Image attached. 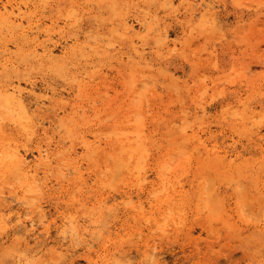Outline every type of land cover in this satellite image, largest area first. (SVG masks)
Wrapping results in <instances>:
<instances>
[{
  "label": "rangeland",
  "instance_id": "1",
  "mask_svg": "<svg viewBox=\"0 0 264 264\" xmlns=\"http://www.w3.org/2000/svg\"><path fill=\"white\" fill-rule=\"evenodd\" d=\"M42 1L45 7L40 0H0V6L25 9L23 15L34 22L32 31L23 22L29 39L39 26L41 34L23 43L24 51L39 48L45 31L58 57L62 47L73 49L66 70L75 82L20 62L13 39H5L14 67L9 79L30 80L45 98L53 90L65 110L55 115L58 107L44 102L33 112L32 134L4 128L12 145L26 152L30 174L38 173L43 188L37 198L46 217L40 225L34 214L36 225L30 227L21 181H0L7 183L0 185V210L6 213L0 216V264H40L49 258L58 264H264V0H204L208 9L199 8L200 0L192 8L182 0H172L171 7L163 0ZM136 17H146L153 31L145 32ZM122 18L134 26L132 40L126 38L131 43L116 28ZM4 57L0 50V60ZM132 70L139 72L142 91L126 82ZM243 110L257 113L244 126L237 116ZM130 122H142L147 138L146 151L141 149L148 157L141 154L127 165L113 133L129 130ZM183 127L190 138L185 142ZM47 146L56 159L44 168L36 150ZM225 152L238 157L228 158L225 169L214 166V154ZM140 160L143 168L135 176ZM203 192L216 193L217 217L211 210L217 202L206 207ZM62 215L78 221L79 236L58 232ZM52 248H57L54 258Z\"/></svg>",
  "mask_w": 264,
  "mask_h": 264
},
{
  "label": "bare ground",
  "instance_id": "2",
  "mask_svg": "<svg viewBox=\"0 0 264 264\" xmlns=\"http://www.w3.org/2000/svg\"><path fill=\"white\" fill-rule=\"evenodd\" d=\"M41 1V4H42V6L41 7H43V4L44 3H42L43 1L42 0H40ZM49 1V0H48ZM86 1V0H85ZM185 4H187V6L189 7V8H192V7H194V6H192V4L194 3L193 1L194 0H182ZM201 2H198V6H199V8H201L202 6H204L205 8H209V4H206L205 3V1L204 0H200ZM50 2V1H49ZM68 2V1H67ZM88 2V1H87ZM103 2V1H102ZM111 2V1H110ZM24 3V2H23ZM26 3V2H25ZM27 3H28V1H27ZM27 3H26V5H27ZM30 3V2H29ZM40 3V2H39ZM38 3V4H39ZM86 3V2H85ZM161 3H162V1H161ZM181 3V2H180ZM101 4V3H100ZM163 4L164 5H166L167 7L168 6H172V0H163ZM25 5V6H26ZM45 5L46 4H44V7H45ZM52 5V4H51ZM30 6V5H29ZM28 6V7H29ZM106 6H109V5H106ZM111 6L112 7H114V5H112L111 4ZM31 7H33L32 5H31ZM36 7H37V5H36ZM38 8V7H37ZM34 9H36V8H34ZM22 9L19 7V8H14V7H12V5L10 6V10H7V6L6 5H2V6H0V50H1V55H2V57L3 56H5L3 59H1L0 60V181H4V182H6V180H8V182H9V180L11 179V178H13V179H15L16 181L18 180V181H21V187H23V189L25 188V190H24V193H23V196L21 197L22 198V200H23V202H25L26 203V206L28 207V205H29V207L31 208V210L29 211L28 209V211H29V213H26L25 215L26 216H28V223L30 224V227H32L33 226V224H35L36 223V220L34 219V214L35 215H39V217H37V219L39 218V220H38V222L37 223H39L40 225L41 224H43V221H44V218L46 217V215L43 213V210L40 208V204L38 203V196H39V192H40V190L43 188V187H40L38 184H40V183H38L37 182V180L38 179H36L35 177H36V175L38 174H30V167L27 165V163H26V160H27V155H26V152H24V153H21V151L19 150V148H18V146L17 145H12L13 143H14V141H12L11 139H9L8 137H7V135L5 134V130H4V128H5V126H10V125H12V126H14L17 130H19V131H21L22 133H29L28 131L32 128V126H33V119H34V115H33V112L34 111H39V110H41L42 108H44L45 107V103L44 102H47L48 103V108L50 107V108H52V105H54L55 104V106L56 107H58L57 109H58V111L57 110H55L54 108H53V111L55 110V115L56 114H58V113H56V112H59V110L60 111H64L65 110V107H63L62 105L64 104V103H62L63 101L61 100V95H60V97H59V95H57L58 93H56V92H54L53 90H51V93H50V95H51V97L50 98H45V96L46 95H44V96H40V95H37L36 94V88H35V86L33 85V83H31V82H29L28 80H23V82H20L19 80H17V81H12L11 79H9L10 77H9V70H10V68H14L13 66H12V61H11V59H10V56H9V54H8V52H9V46L7 47V45L8 44H6L5 43V39L8 37V36H11L10 37V39H13V48H14V50H18V52H16V53H20L19 55H16V58H17V56H20V62H22V60L23 61H26L27 62V64L29 65V66H31L32 68H40V69H44V70H49V71H51V72H54V73H56L57 75H59L60 76V78H62V79H64L65 81H68L69 83L71 82V83H73V82H75V80H74V76L72 77L70 74H69V71H67L66 70V67L68 66L67 64H69V62H68V59L70 58V55H71V53H72V50L73 49H64L63 47L61 48V55H60V57H58L59 55H56V54H54V50H55V45L54 44H48L49 42H51V34L49 35L48 33H46L47 31H45L44 33V36H45V41L44 42H42L41 43V46H39V48H36L37 46H34L31 50H28V51H24L23 49H22V46H23V43H28L27 41H29V42H35L36 40H37V38L39 37V35L41 34L40 33V31H39V26H37V25H35V27H34V29L36 28V31H34V38H32V39H29V36H28V33H27V31L25 30V29H23L24 27H23V22H26L27 23V27L29 28V29H31V31L33 30L32 28V25L34 24V22H32L30 19H28V18H26L24 15H23V11H25V9L23 10V11H21ZM70 10H71V8H70ZM201 10V9H200ZM71 11H73V9L71 10ZM111 11V10H110ZM120 11V10H119ZM68 12V10L65 12L66 14H68L67 13ZM112 12V11H111ZM71 13V12H70ZM72 13H74L73 15H72ZM71 13V15L72 16H75V13L76 12H72ZM78 13V12H77ZM116 13V12H115ZM53 14V13H52ZM64 15V16H67V15ZM58 14H56V16H57ZM70 15V14H69ZM68 15V16H69ZM119 15V14H118ZM54 16V15H53ZM61 16V15H60ZM72 16H71V18H72ZM117 16V15H116ZM122 16V15H121ZM52 17V16H51ZM111 17H113V16H111ZM68 18H70V17H68ZM67 17H64V19H65V21H66V19H68ZM74 18V17H73ZM119 18V17H118ZM143 18V17H142ZM146 18V17H145ZM145 18L144 19H140V18H138V17H136L135 19H136V24H138V26H140V27H142V29H144V31L145 32H150V31H153L152 29V25H146L145 24V22H146V20H145ZM62 19V18H61ZM63 19V20H64ZM112 19V18H111ZM134 19V18H133ZM69 20V19H68ZM67 20V21H68ZM113 20V19H112ZM145 20V21H144ZM130 21V20H129ZM129 21H127V19H120L119 21H118V23H116V25H118L116 28L119 30V31H121V37H122V39H126V38H128V39H131L132 40V37H134V36H132V33L134 34V26H133V24L132 23H130ZM132 21V20H131ZM135 21V20H134ZM73 22V21H72ZM109 22V21H108ZM114 23V22H113ZM41 24V23H40ZM43 24H45V23H43ZM42 24V25H43ZM64 24H65V22H64ZM41 25V26H42ZM68 25V24H67ZM73 25V24H72ZM115 25V26H116ZM54 26V25H53ZM32 27V28H31ZM51 28V27H50ZM54 28V27H53ZM116 29V30H117ZM111 30V29H110ZM116 30H114V31H116ZM31 31H30V33H31ZM111 32V31H110ZM117 32V31H116ZM33 34V33H32ZM119 36V37H120ZM120 37V38H121ZM53 38V37H52ZM71 38V37H70ZM126 41H128L127 39H126ZM129 43H131L132 41H128ZM45 43H47V44H45ZM135 43V42H134ZM133 43V44H134ZM75 44V43H74ZM73 44V45H74ZM132 44V45H133ZM25 45V44H24ZM132 45H131V47H132ZM135 45V44H134ZM57 47V46H56ZM136 47V46H135ZM24 48V47H23ZM70 48V47H69ZM25 49V48H24ZM38 49H40L39 51H41V54L39 55V54H37V53H40L39 51H38ZM58 49V48H57ZM135 49H133L132 48V52H134V53H136L135 51H134ZM11 51V50H10ZM76 51V50H75ZM79 51V50H78ZM14 52V51H13ZM137 54V53H136ZM139 54H141V52L139 53ZM130 56V55H129ZM76 57V56H75ZM18 59V58H17ZM73 59H74V56H73ZM129 59H131V57L129 58ZM133 59V58H132ZM139 59V58H138ZM140 60V59H139ZM68 62V63H67ZM15 63V62H14ZM13 63V64H14ZM18 63V62H17ZM19 65V64H18ZM23 65V64H22ZM138 67H139V64H138ZM140 67H142V65L140 66ZM139 67V68H140ZM32 68H31V70H32ZM138 68V69H139ZM133 69H135V68H133ZM141 69V68H140ZM11 71V70H10ZM17 71V69L14 71V73ZM35 71H37V70H35ZM25 72V71H24ZM132 72H133V70H132ZM131 72V73H132ZM139 73V72H138ZM137 72H133L132 74H131V76H130V74H129V76L131 77V80H126V82L127 81H129L130 82V85H131V88L134 90L136 87H139L138 88V90L141 88L140 87V83L142 82H140V79L138 80V78H139V74H138ZM16 74V73H15ZM138 74V75H137ZM141 75V74H140ZM14 76V75H13ZM21 77H22V75H21ZM129 77V78H130ZM23 78V77H22ZM21 78V79H22ZM140 82V83H139ZM128 83V82H127ZM126 83V85H128V88H130V86H129V84H127ZM143 83V82H142ZM22 85H23V87H22ZM142 86H144V85H142ZM71 87V86H70ZM75 89H77V87L75 88ZM80 89V88H79ZM144 89V87L143 88H141V91ZM130 90V89H129ZM39 91H41L40 89H39ZM43 91V90H42ZM131 91V90H130ZM141 91H139V93L141 92ZM136 92H137V90H136ZM76 93V92H75ZM134 93V92H133ZM138 93V94H139ZM142 93V92H141ZM140 93V94H141ZM48 94V93H47ZM134 94H136L137 95V93H134ZM58 96L59 97V99L58 100H55V99H53V97H55V96ZM143 95V94H142ZM28 98H31L32 100H33V102L31 101V102H29L28 101ZM141 103V102H140ZM59 104V105H58ZM58 105V106H57ZM59 106H60V108H59ZM32 108H34L35 110H32ZM201 108V107H200ZM235 109V108H234ZM232 112H233V110H232ZM256 111H253V112H246V110H243L242 112H240L239 114L238 113H236L235 115H237V116H239L238 117V120H240V122H241V125H243L244 126V124H245V122L247 121H250V122H252V120L257 116V113H255ZM205 114L206 115V112H205V109L202 107V112H201V114ZM234 113H235V111H234ZM234 115V114H233ZM232 115V117L234 118V116ZM126 117H127V114H126ZM54 118V117H53ZM128 118V117H127ZM126 118V119H127ZM235 119H237L236 117H235ZM128 120V119H127ZM237 120V121H238ZM46 121V120H45ZM121 121V120H120ZM124 121H125V119H124ZM204 121V120H203ZM203 121H201V122H199L200 124H199V126H203V124H204V122ZM235 121V120H234ZM48 122H49V120H48ZM117 122V121H116ZM127 122V121H126ZM239 122V121H238ZM43 123H44V121H43ZM58 123H60V122H57V124ZM120 123V122H119ZM119 123H118V126H119ZM142 122H140V123H131L130 122V127H129V130H124V129H118V131H117V129H116V134L115 133H113V135H115V136H113L115 139H116V143H118L119 144V146H121L122 148H119V150L120 149H123L122 151H121V154L122 153H124V154H126V157L128 158V160H126V163L127 162H129V159L131 160V161H133L134 159V157H136V159H138L139 157H140V155L141 154H143L142 153V149H141V146H143V148L145 147L144 145H142V140L144 139V141H145V139L147 138V136H146V138H144L145 136V134H144V130H143V127H142V124H141ZM42 124V123H41ZM117 124V123H116ZM116 124L114 125V126H116ZM182 124V123H181ZM120 125H123L122 123L120 124ZM128 125V124H127ZM55 126V125H54ZM57 126V125H56ZM11 127V126H10ZM58 127H60V125L58 126ZM123 127V126H122ZM128 127V126H127ZM125 128V127H124ZM115 129L114 130H112L111 132H114L115 131ZM205 129V128H204ZM188 130V129H187ZM206 130V129H205ZM31 131H32V129L30 130V133H31ZM182 131V130H181ZM202 132H204L203 130H202ZM209 132V131H208ZM29 133V134H30ZM180 133V132H179ZM196 133V132H195ZM32 134V133H31ZM144 134V135H143ZM204 134H206V136H207V133H204ZM209 134V133H208ZM209 135H211V134H209ZM142 136H144L143 138H142ZM182 136L184 137V138H182L183 140L182 141H184L185 142V140H189L190 138H188L187 137V135H186V132H185V130H184V127H183V131H182ZM195 136V135H194ZM99 137V136H98ZM190 137H193L192 135H190ZM262 138H264V135L263 136H261ZM260 137V138H261ZM259 138V139H260ZM193 139V138H192ZM198 139H199V144H200V147L202 148V149H205V142L204 141H200V136L198 137ZM114 140V139H113ZM216 140V139H215ZM211 141V140H210ZM214 141V140H213ZM49 142V141H48ZM88 144V143H87ZM97 144V143H96ZM83 145V144H82ZM215 145V144H214ZM264 145V144H263ZM94 146V145H93ZM216 146V145H215ZM261 146V145H260ZM88 146H86V148H87ZM147 147V146H146ZM84 148V147H83ZM86 148H84V149H86ZM44 149V148H43ZM43 149H40V147L36 150V154H37V160H39V162H41L42 164H43V166H44V168L49 164V162H50V158H52V159H56V158H54L55 156H54V154H52L51 152H49V146H47V148L45 149V150H43ZM146 148H144L143 150L144 151H146L145 150ZM196 149V148H195ZM87 150V149H86ZM263 150V149H262ZM27 151V150H26ZM224 151V150H223ZM110 152V151H109ZM74 153V152H73ZM96 153H97V151H96ZM102 153V152H101ZM106 153H107V151H106ZM115 153V152H114ZM120 152L118 151V154H119ZM148 153V152H147ZM59 154V153H58ZM70 154V153H69ZM108 154L109 153H107L106 155L108 156ZM116 154V153H115ZM121 154H119V156L121 155ZM168 153H166V155H167ZM182 154H184V153H182ZM186 154V153H185ZM184 154V155H185ZM211 154V153H210ZM30 155V154H29ZM77 155V154H76ZM143 155H145V154H143ZM181 155V154H180ZM208 155V154H207ZM57 156V155H56ZM59 156V155H58ZM106 156V157H107ZM142 156V155H141ZM146 156V155H145ZM183 156V155H182ZM33 157V156H32ZM68 157V156H67ZM116 157V156H115ZM125 157V158H126ZM148 157V154H147V156H146V158ZM232 157H234L235 159L238 157V155L237 154H232V155H230V154H227L226 152H225V154L223 155V156H218L217 154H214V157H213V163L215 164L214 166H219V167H222L223 169H225V167H227V166H229L231 163H230V161H227V159L228 158H230V160H231V158ZM141 158V157H140ZM146 158H144L143 159V157H142V162L144 163V161H145V159ZM185 158V157H184ZM203 158H205V156L203 157ZM202 158V159H203ZM207 158V157H206ZM209 158V157H208ZM34 159V158H33ZM35 159H36V157H35ZM72 159V158H71ZM116 159V158H115ZM114 159V160H115ZM187 159V158H186ZM185 159V160H186ZM190 159V158H189ZM199 159V158H198ZM119 161H120V159H118ZM141 160H140V163H139V161H138V163H139V165H138V167H139V169H138V167H136L135 166V168H136V171L135 172H137V170H139V171H141V168H143L142 166V162H141ZM204 160V159H203ZM202 160V161H203ZM164 161V160H163ZM183 161V160H182ZM187 162H189L188 160H186ZM205 161V160H204ZM207 161H209L208 159H207ZM231 161H233V160H231ZM55 162V161H54ZM134 162H136L135 160H134ZM134 162H133V164H134ZM168 162H170V161H168ZM181 162V161H180ZM184 162V161H183ZM206 162V161H205ZM120 162H118V164H119ZM126 163H122L123 164V166H125L126 165ZM163 163V162H162ZM208 163V162H207ZM207 163H205V164H207ZM209 163H210V161H209ZM212 163V164H213ZM164 164L166 165V167H167V164L164 162ZM212 164H210V166H212ZM34 165V164H33ZM39 165H41V164H39ZM127 165H128V163H127ZM135 165V164H134ZM134 165L132 166L133 168V170H134ZM137 165V164H136ZM140 165H142L141 166V168H140ZM169 165H171V164H169ZM168 165V166H169ZM182 164L180 163V166H181ZM189 165V164H188ZM37 166V165H36ZM117 166V165H116ZM225 166V167H224ZM232 166V165H231ZM40 167V166H39ZM122 167V166H121ZM163 164H162V167H161V169L160 170H163ZM165 167V168H166ZM70 168V167H69ZM207 168H209V167H207L206 166V170H207ZM213 168V167H212ZM221 168V169H222ZM77 169V168H76ZM166 169H168V167L166 168ZM175 168H173V170H174ZM178 169V168H177ZM222 169V170H223ZM230 169V168H229ZM72 170V169H71ZM126 171H127V169H125ZM133 170H131V171H133ZM231 170V169H230ZM32 171V170H31ZM139 171L137 172V173H134L135 174V176H136V174H138L139 173ZM205 171V170H204ZM229 171V170H228ZM36 172V171H35ZM47 172V171H46ZM219 172V171H218ZM77 173V172H76ZM131 173V172H130ZM222 174V173H221ZM60 175H62V174H60ZM101 175V174H100ZM165 175V174H164ZM164 175H162V176H164ZM217 175H218V173H217ZM45 176V175H44ZM64 176V175H63ZM138 176V175H137ZM10 178V179H9ZM137 178V177H136ZM161 178V177H160ZM62 179H63V177H62ZM226 178H224V180H225ZM41 180V179H40ZM43 180V179H42ZM41 180V181H42ZM165 181V180H164ZM233 182H234V180H232ZM237 181V180H236ZM235 181V182H236ZM4 182H1L2 183V185L4 184H7V183H4ZM61 182V181H60ZM82 182V181H81ZM1 183H0V185H1ZM166 183H168V182H166ZM232 184V183H231ZM166 185V184H165ZM170 185V184H169ZM202 185V184H201ZM42 186V185H41ZM80 186V185H79ZM83 186V185H82ZM205 186V185H204ZM207 187V186H206ZM206 187H204L205 189H206ZM208 187H210V186H208ZM162 188V187H161ZM215 187H213V189H214ZM21 189V188H20ZM22 189V190H23ZM182 189V188H181ZM209 189V188H208ZM208 189H206V190H208ZM236 190V191H235ZM235 192H237V189L235 188ZM1 191V190H0ZM159 191V190H158ZM202 191H204V189L202 188ZM201 191V192H202ZM209 191V190H208ZM80 192V191H79ZM154 192H156V191H154ZM207 192V191H206ZM201 193V196H202V194H204L205 196L203 197V201L202 202H204L205 203V206L207 207L208 205H210L209 203H212L213 201H216V200H214L213 198V194H216V193H214L213 192V194L211 195V194H207V193ZM0 193H2V192H0ZM165 193V192H164ZM156 194V193H155ZM158 194V193H157ZM166 194V193H165ZM176 194V193H175ZM1 196V195H0ZM152 196V195H151ZM7 197V196H6ZM17 197H19V196H17ZM72 197V196H71ZM217 197V196H216ZM1 199H3V198H1ZM5 199V198H4ZM7 199V198H6ZM5 199V200H6ZM129 199V198H128ZM168 199H170V197H168ZM217 200L219 199L218 197L216 198ZM15 200V199H14ZM19 200V199H18ZM130 200V199H129ZM219 200H221V199H219ZM20 201H21V199H20ZM159 201V200H158ZM168 201V200H167ZM148 202V201H147ZM170 202V201H169ZM173 202V201H172ZM217 203H216V205H214L213 207L211 206V205H213V204H211L210 206L212 207V212H216V211H214L213 209H215V210H217V204L220 202H218V201H216ZM19 203V202H18ZM69 203V202H68ZM171 203V202H170ZM208 203V204H207ZM215 203V202H214ZM197 204V203H196ZM198 204H199V201H198ZM200 204H201V200H200ZM220 204V203H219ZM221 204H222V202H221ZM22 205H25V204H22ZM204 204H202V206H203ZM141 206V205H140ZM169 206V205H168ZM210 206H208V208L210 207ZM102 207V206H101ZM175 207V206H174ZM205 207V208H206ZM216 207V208H215ZM222 207V206H221ZM142 209V207H139V209ZM208 208H206V210L208 209ZM218 208H220V207H218ZM140 209V210H141ZM200 209H201V212L203 211L202 209H204V208H202L201 206H200ZM8 210V209H7ZM168 210V209H167ZM171 210V209H170ZM27 211V212H28ZM208 211H210L209 209H208ZM218 211V210H217ZM222 211V210H221ZM67 212V211H66ZM140 212H142V211H140ZM167 212V211H166ZM224 212V211H223ZM65 213V212H64ZM168 213V212H167ZM205 213H207L206 211H205ZM4 214H6V213H3V212H1V210H0V216H2L3 217V215ZM30 214H33V215H30ZM221 213H219V216H221L220 215ZM18 215V214H17ZM16 215V216H17ZM74 215V214H73ZM169 215V214H168ZM171 215H173V214H171ZM217 215H218V213L216 212V217H217ZM225 215H227V213L225 214ZM26 216H25V218H26ZM67 216V215H66ZM72 216V215H71ZM63 217V215H62V217H63V219L61 220L62 221V226H61V228L62 229H60V230H58V232L60 231V234H62L64 237H67V236H69V234L70 233H73V234H71V236L73 235L75 238H76V236L75 235H77V236H79V230H78V221L77 220H75V218H73V217ZM84 216H86V215H84ZM165 216H167V215H165ZM176 216V215H175ZM174 216V217H175ZM1 217V218H2ZM5 217H8V216H5ZM36 217V216H35ZM163 217V216H162ZM226 217V216H225ZM18 218L19 219H21L22 218V215L19 213V215H18ZM173 218V217H172ZM177 218V217H176ZM220 218V217H219ZM77 219V218H76ZM82 219V218H81ZM214 219V218H213ZM223 219V218H222ZM16 220H18V219H16ZM163 220H165L164 218H163ZM170 220H171V218H170ZM212 220V219H211ZM225 220V219H224ZM0 221H2V220H0ZM8 221V220H7ZM82 221V220H81ZM177 221V220H176ZM217 221V220H216ZM18 222V221H17ZM25 222V221H24ZM45 222V221H44ZM61 223V222H60ZM97 223H100V221L99 222H97ZM225 223V222H224ZM227 223H229V222H227ZM226 223V224H227ZM5 225H6V223H4ZM166 224V223H165ZM36 225V224H35ZM34 225V226H35ZM94 225H96V224H94ZM99 225H101V224H99ZM102 226V225H101ZM43 227V229L44 230H46L47 231V229H48V227L47 226H42ZM104 227V226H103ZM70 230L71 232L69 233L68 231H66V230ZM100 229H101V227H100ZM95 230H97V229H95ZM98 230H99V228H98ZM97 230V231H98ZM104 231V230H103ZM108 231V230H107ZM66 232H68L69 234H66ZM96 232V231H95ZM99 232V231H98ZM101 232V231H100ZM65 234L67 235V236H65ZM104 234V233H103ZM62 236V237H63ZM93 236V235H92ZM95 236H96V234H95ZM63 237V238H64ZM72 239H73V237H71ZM74 238V239H75ZM71 239V240H72ZM79 238H77V240H78ZM64 240H65V238H64ZM60 241H62V240H60ZM73 242V241H72ZM74 242H76V241H74ZM78 242V241H77ZM40 244V243H39ZM81 244V243H80ZM28 245V244H27ZM56 245V242L54 243V246ZM86 245V244H85ZM88 245H90V244H88ZM154 246V245H153ZM58 248V247H57ZM57 248H52L51 250H53V251H50V253H53L54 254V252H56V250H57ZM49 251V250H48ZM153 251V250H152ZM151 251V252H152ZM22 252V251H21ZM26 252H28V251H26ZM26 252H24V253H26ZM36 252V251H35ZM42 254V253H41ZM52 254V258H54V256L56 255V253L53 255ZM154 254V253H153ZM21 255H22V253H21ZM33 255V254H32ZM63 255V254H62ZM57 256V255H56ZM147 256V255H146ZM33 258V257H32ZM31 258V259H32ZM59 258V257H58ZM150 258V257H149ZM156 258V257H155ZM51 258H49V261H46L45 263H40V264H58V262L56 263V261H52V260H54V259H52V260H50ZM87 259H88V257H87ZM110 259V258H109ZM115 259V258H114ZM30 260V259H29ZM34 260V259H33ZM148 260V259H147ZM151 260V259H150ZM116 262H117V260H116ZM116 262L114 263V264H116ZM72 262H70V264H71ZM112 263V262H111ZM118 263V262H117Z\"/></svg>",
  "mask_w": 264,
  "mask_h": 264
}]
</instances>
